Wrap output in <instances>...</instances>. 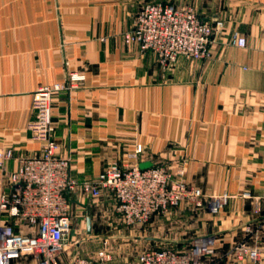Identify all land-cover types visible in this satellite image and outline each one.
I'll list each match as a JSON object with an SVG mask.
<instances>
[{
  "label": "crops",
  "instance_id": "crops-1",
  "mask_svg": "<svg viewBox=\"0 0 264 264\" xmlns=\"http://www.w3.org/2000/svg\"><path fill=\"white\" fill-rule=\"evenodd\" d=\"M148 2L163 3L0 0V152L10 154L0 170V197L22 161L40 154L29 129L35 93L75 72L85 80L52 101L54 138L59 154L71 159L72 178L92 181L113 163L132 167L131 155L142 146L141 164L165 166L176 179L229 201L213 218L173 210L170 238L141 240L183 250L193 235L234 238L258 218L257 206L264 211V0L199 1L200 18L225 28L207 58H180L172 70L152 51L125 42ZM235 32L246 38L245 48L232 44ZM66 196L71 234H84L86 242L129 239L110 192L94 199L80 187ZM5 225L17 234L30 231L0 210ZM28 258L13 264H35ZM118 259L120 251L112 264Z\"/></svg>",
  "mask_w": 264,
  "mask_h": 264
},
{
  "label": "built area",
  "instance_id": "built-area-1",
  "mask_svg": "<svg viewBox=\"0 0 264 264\" xmlns=\"http://www.w3.org/2000/svg\"><path fill=\"white\" fill-rule=\"evenodd\" d=\"M224 28L225 22L204 21L191 9L150 2L134 18L125 42L152 51L164 69L172 70L180 58L195 61L207 58L214 37ZM232 44L245 48L247 40L235 32ZM84 80L83 75L70 72L64 83L42 87L34 95L32 107L36 119L29 129L32 138L41 144L40 154L22 161L19 170L9 178L10 191L0 197V210L22 221L30 231L17 234L10 225L0 227V264H13L27 257L38 264H60L72 232L66 195L80 187L94 199L110 192L127 227H143L154 216H166L181 207L219 215L228 205L227 195H206L176 179L165 166L142 170V146L131 155L137 161L132 167L113 163L92 181L74 180L71 159L59 154L60 146L54 138L52 101L57 94L74 89ZM9 158L10 154L0 152V170H5ZM216 245L214 237L205 236L191 240L183 250L149 249L139 255L137 264H209L216 256ZM234 254L238 263L248 259L253 264H262L264 256L259 249H250L243 243L236 246ZM114 257L113 250L104 245L94 258L75 255L70 264H112Z\"/></svg>",
  "mask_w": 264,
  "mask_h": 264
},
{
  "label": "rangeland",
  "instance_id": "rangeland-1",
  "mask_svg": "<svg viewBox=\"0 0 264 264\" xmlns=\"http://www.w3.org/2000/svg\"><path fill=\"white\" fill-rule=\"evenodd\" d=\"M162 1L163 3L174 5L178 9H191L199 16V11H198L199 9L197 7L199 1L201 2V0H162ZM186 209L193 211L195 214L196 213L209 214L210 218L218 216V215H212L205 210L195 211L191 207H187ZM255 212L258 213L257 216L258 218L252 223H248V224H244L243 226H240L241 228L239 230L241 231L235 232L236 236L234 238H227V236L222 237L221 235H216V234L205 235V236L214 237L217 241L216 256L215 258H213V260L209 262V264H253L248 259L241 263L237 262L235 258L234 250L236 246L241 243L246 244L250 249H254V248L259 249L264 254V211L260 209V211L256 210ZM171 214L172 212L166 216L163 215L154 216L149 221V223L143 227H127L121 219L122 222L121 221L120 222L122 224L120 223V225L123 226V229H126L125 237L126 236L129 237L127 241L116 240L111 243L107 241L92 240L90 242H86L85 240H83L84 234L76 233V230H74L73 234H71L72 236L70 237V244L68 246V249L64 253L60 264H70V262L72 261L75 255L85 258L93 257L94 252L103 248L104 245H107L111 250L114 251L115 254L120 251V259L118 260L120 261L121 264L123 263V261L125 264H136L139 255L142 252L149 249H176L175 247H172V245H169L168 244L169 242L166 241L162 242L161 240H159L155 243L154 242L146 243L143 240H141V238L143 237L146 238L155 237L157 239L170 238L169 234L173 228L171 223L176 221L175 219L171 220L169 218L170 217L169 215ZM193 237H195L193 239H196L199 238V235H193ZM77 245H80L79 249H77ZM30 260L32 262L34 261L35 264L37 263L36 260L32 257L28 258V261ZM262 260H263L262 264H264V256L262 257Z\"/></svg>",
  "mask_w": 264,
  "mask_h": 264
},
{
  "label": "water",
  "instance_id": "water-1",
  "mask_svg": "<svg viewBox=\"0 0 264 264\" xmlns=\"http://www.w3.org/2000/svg\"><path fill=\"white\" fill-rule=\"evenodd\" d=\"M152 164L151 163H149V162H147V163H143V164H141L140 165V168L142 169V170H147V169H150V168H152ZM88 229H89V234L91 233V220H89L88 221Z\"/></svg>",
  "mask_w": 264,
  "mask_h": 264
}]
</instances>
